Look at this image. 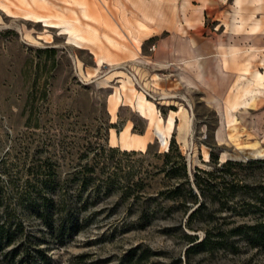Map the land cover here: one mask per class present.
I'll return each instance as SVG.
<instances>
[{
  "label": "rangeland",
  "instance_id": "1",
  "mask_svg": "<svg viewBox=\"0 0 264 264\" xmlns=\"http://www.w3.org/2000/svg\"><path fill=\"white\" fill-rule=\"evenodd\" d=\"M34 1L0 0V264H264L253 205L208 203L186 225L199 205L161 196L171 145L191 180L213 155L243 163L239 186L264 184L246 165L264 159V99L225 114L239 74L264 88V0H86L89 18L78 0ZM69 24L97 35L78 45Z\"/></svg>",
  "mask_w": 264,
  "mask_h": 264
},
{
  "label": "trees",
  "instance_id": "2",
  "mask_svg": "<svg viewBox=\"0 0 264 264\" xmlns=\"http://www.w3.org/2000/svg\"><path fill=\"white\" fill-rule=\"evenodd\" d=\"M171 147L172 148L164 155L165 159H167L164 169L167 171L168 178L174 182V184H172V187L166 192H162L161 196L181 205L186 213L189 209V203L199 205L189 215L186 225H193L194 220H207L203 217V214L209 205L208 203L218 204V211H222L227 207L230 201L234 202L236 200L238 201L237 204L245 202L248 203V205H253L260 214L259 217L255 218L257 223L254 225H264V184H253L241 187L239 186L240 179L238 173H232V168L243 166V163L228 160L218 167V158H214V156L211 155L215 168L212 171L197 168L196 173H194V179L191 180L185 158L180 153H178L176 160L171 161L170 151H174L173 145H171ZM246 165L251 168L257 165H264V159L250 160ZM226 174H229L233 179L228 180ZM217 180L220 181L213 183ZM247 200L249 201L247 202ZM232 210L234 211L236 209ZM236 214L238 215V213ZM226 220H228V218H224V221ZM240 232H242L240 229H235L233 231V233L236 234ZM260 238L261 236L255 233L253 244L257 243ZM8 240L7 244H10L12 240L10 238ZM195 241L196 240H194V242ZM210 244V235H207L203 241L191 246L188 250V254L197 250H205Z\"/></svg>",
  "mask_w": 264,
  "mask_h": 264
},
{
  "label": "bare ground",
  "instance_id": "3",
  "mask_svg": "<svg viewBox=\"0 0 264 264\" xmlns=\"http://www.w3.org/2000/svg\"><path fill=\"white\" fill-rule=\"evenodd\" d=\"M36 1V0H35ZM34 1V2H35ZM29 2V1H28ZM38 2V1H37ZM2 3V2H1ZM77 3L79 5L82 6V10H83V14H84V17L85 18H89V15L92 13V7L90 6V4H88V2L86 0H78ZM26 5V7L28 8V6L30 4H28L27 2L23 3ZM22 4V5H23ZM237 4H240V0H237ZM10 9V8H9ZM23 13V12H22ZM21 15V14H20ZM12 17V16H11ZM25 19H35L36 22H44L46 24L47 27H55L54 25H50L48 23L49 22V19L45 18V17H40V16H36L34 15L32 12L28 11L27 14H25ZM83 17V16H82ZM50 18V17H49ZM56 18V17H54ZM23 19V18H22ZM59 19V18H58ZM61 20V19H60ZM79 19H77V22H78ZM51 21V20H50ZM62 22V21H61ZM65 25H68L66 24L65 22H63ZM69 23V22H68ZM78 24V23H77ZM70 26H67V27H64L66 30H67V35H69V38L70 40H72L73 42H75L76 44H82V43H88V42H92V39L90 38L91 36H96L97 34L95 33V30H91V29H88V32L87 33H82L81 30L79 29V27L77 26H73L71 24H69ZM259 24H256V29L258 27ZM80 26V25H79ZM83 27V26H82ZM97 40V39H96ZM95 40V41H96ZM258 79L261 80V76L260 74H258ZM118 97V96H117ZM119 100V99H118ZM117 100V101H118ZM137 105V108L139 109V111L147 116L148 114L152 117L153 116V112H154V107H153V104L150 103L146 98H144L143 96L142 97H139L137 99V102L135 103ZM153 118V117H152ZM160 120V122L162 121L161 117L158 119ZM175 127V119L174 117H170L169 120H168V126L166 128V130H162L160 129L158 126L156 128V132L157 134L161 137L162 141L164 142V145L166 147H168L169 145V140H170V136H171V133H172V130L173 128ZM123 141L124 142H127V140L129 139V135L128 134H125L123 136ZM140 146L142 149H145V144L144 142L140 141V140H133L131 142V147L135 148V147H138Z\"/></svg>",
  "mask_w": 264,
  "mask_h": 264
},
{
  "label": "crops",
  "instance_id": "4",
  "mask_svg": "<svg viewBox=\"0 0 264 264\" xmlns=\"http://www.w3.org/2000/svg\"><path fill=\"white\" fill-rule=\"evenodd\" d=\"M230 92L231 97L229 98L225 108V114L228 113L229 116H234V113L238 110L251 108L254 106L252 105L254 101L264 99V88H256V86L245 74L238 75ZM119 107L120 103L117 109ZM228 127L231 133L238 132L234 123H230Z\"/></svg>",
  "mask_w": 264,
  "mask_h": 264
}]
</instances>
